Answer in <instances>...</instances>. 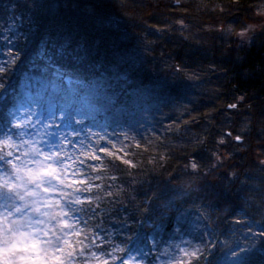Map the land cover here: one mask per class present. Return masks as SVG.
I'll use <instances>...</instances> for the list:
<instances>
[{"label":"trees","instance_id":"16d2710c","mask_svg":"<svg viewBox=\"0 0 264 264\" xmlns=\"http://www.w3.org/2000/svg\"><path fill=\"white\" fill-rule=\"evenodd\" d=\"M212 2L181 0L177 5L174 0H0V34L11 22L22 30L12 48L17 67H25L43 45L51 53V66L83 81H112L118 75H126L129 80L153 78L162 74L164 67L177 66L189 69L205 65L220 71L223 81L215 106L203 119L204 125H200L202 119L190 123L198 138L173 147L156 162H149L152 157L142 154L141 159L131 157L136 162L129 167L112 158L108 175L117 179H106V184L123 185L120 194L99 202L98 209L92 208L95 214L87 210L76 215L101 236L110 234V242L119 245L123 241L124 245L128 241L127 250L130 242L140 235L146 238L157 227H163L161 236L167 235L176 214L195 200L207 211L206 235L215 241L214 247L209 241L197 264H215L222 252L216 241L230 237L234 226L246 222L255 226L258 242L249 262L264 264V239L258 235L264 232V165L260 163L264 161V32L250 45L236 46L222 38L190 45L175 32L173 21L215 22L216 16L201 7ZM249 11L244 3L226 19L241 21ZM65 41H70L71 48L83 46V52L61 57L58 49ZM135 50L143 54L142 61L130 58ZM80 56L83 62L77 58ZM36 59L34 64L44 63ZM11 72L0 73L4 89L13 88ZM15 90L5 95L11 97ZM241 96L243 100L238 99ZM0 102L1 116L11 101ZM232 103L237 104L236 109L228 108ZM224 112L232 117L231 123L223 121ZM238 134L244 137L243 142L234 140ZM221 135L223 144L218 142ZM190 159L200 165L195 172L186 167ZM233 170H237V176L230 177ZM134 175L147 180L130 185ZM155 251L152 247L151 255Z\"/></svg>","mask_w":264,"mask_h":264},{"label":"rangeland","instance_id":"374dc122","mask_svg":"<svg viewBox=\"0 0 264 264\" xmlns=\"http://www.w3.org/2000/svg\"><path fill=\"white\" fill-rule=\"evenodd\" d=\"M217 22H185L189 29H183L176 23L173 29L183 37L181 32L193 31V37L187 40L190 45L197 46L202 41L210 42L221 38L215 31H194L215 25ZM22 33L18 24L11 22L0 34V66H6V72L12 70L11 74H14L15 78L13 88H0L3 91L0 101H11V105L0 116V126L7 125L6 128L0 127V136L13 133L18 136L20 132H24L26 136L30 135L42 143L46 142L45 146L55 145L67 136L75 145L74 151L79 147L86 150L89 147H105L117 150V155L128 160L131 157L141 159L142 154H145L152 157L149 162H156V159L173 147L198 138L190 123L197 124L199 119H202L200 125H204L203 119L209 116L220 93L222 73L205 65L189 69L164 67V72L158 77L146 79L136 77L129 80L126 75H118L114 76L112 81L97 78L83 81L79 77L61 72L58 66H51V53L41 45L38 48V56H32L25 67H17V56H14L12 48H15V43ZM227 43L236 46L243 44L235 40ZM142 55L141 51L135 50L130 58L134 59V62H140ZM37 57L44 60V63L34 64ZM15 67L17 69L13 70ZM14 88L16 90L11 97L5 95ZM202 112L205 117L199 115ZM69 115L80 123H70L67 119ZM221 116H224V122H232L229 121L232 117L227 112ZM16 121L23 124L19 130L12 127ZM73 128L79 134L78 137L70 135ZM223 137L221 135L218 139L219 143L221 139L224 141ZM111 159L112 157L105 158L107 165ZM146 180L134 175L130 185ZM116 183L114 185L120 192L123 185ZM158 186L163 187L161 183ZM206 221L207 211L194 200L176 214L167 235H160V227L163 228L160 226L146 238L140 235L130 242L127 250L134 247L141 251L126 250L127 258L136 260L139 257L140 264H168L169 261L182 262L184 259L188 260L189 264H197L210 241L206 235ZM175 222L182 224L180 232L174 231ZM239 227L234 226L230 237L216 241L221 245L222 252L215 264H232L226 255L230 249H236V245L247 249L245 264H253L249 262V256L258 245L256 228L250 222L242 225L240 231ZM235 234L238 238L231 237ZM126 243L124 241L123 245L121 241L119 245L125 248ZM152 247L156 249L155 255H151ZM181 249L195 250L198 256L195 259L184 257ZM17 251L21 255L25 254L22 249ZM27 255L32 259L14 264H46V256L40 248L38 253L29 252ZM37 255L43 257V260L36 259Z\"/></svg>","mask_w":264,"mask_h":264},{"label":"clouds","instance_id":"9594fccd","mask_svg":"<svg viewBox=\"0 0 264 264\" xmlns=\"http://www.w3.org/2000/svg\"><path fill=\"white\" fill-rule=\"evenodd\" d=\"M174 3L179 5L181 0H174ZM244 3H247L250 11L241 21L226 19L233 9L239 10ZM201 7L211 11L218 22L194 31H215L226 42L235 40L248 45L264 32V0H243V3L242 0H213L211 4L202 3ZM173 23L189 29L183 19ZM181 35L191 39L193 31L181 32ZM22 125V122L16 121L12 127L19 130ZM70 135L75 136L76 133ZM243 141L241 135L239 142ZM70 142L61 139L50 147L51 144L45 146L46 142L26 136L24 132L18 136L15 133L0 136V191L4 193L0 199L3 204L0 217H7V224L0 220L3 235L9 238L8 243L11 244L16 239L14 233H26L24 242L37 241L46 256V264H58L51 260L52 256H60L62 264H97L98 260L121 264L118 259L121 257L124 264H140L139 259L127 258L123 246L108 242L103 237L94 241L97 233L89 227V223L82 226L76 221L75 217L79 215L74 214L73 209H84L86 212L89 208L100 207L99 202H107L120 192L115 185L106 189V179L102 175H82L86 169L80 168L79 164L84 162L82 158L91 159L94 149L79 147L74 151L75 145L68 147ZM216 160H220V157L216 156ZM100 167L88 166L93 172ZM186 167L195 172L200 165L190 159ZM229 176H237V170L231 171ZM74 179L83 180L84 183L74 184ZM92 181L99 183L93 184ZM69 203L71 207L66 206ZM16 208L20 211L16 212ZM62 221H67L69 227H65ZM76 232L81 233L80 238L73 234ZM16 242L19 243V240ZM69 242L75 245V251L69 247ZM94 242L104 243V250L97 251L92 246ZM81 247L85 249L83 253ZM181 252L184 257L192 259L198 256L195 250L181 249ZM105 253L110 255L106 256ZM168 264H189V261H169Z\"/></svg>","mask_w":264,"mask_h":264},{"label":"snow or ice","instance_id":"6c2138e0","mask_svg":"<svg viewBox=\"0 0 264 264\" xmlns=\"http://www.w3.org/2000/svg\"><path fill=\"white\" fill-rule=\"evenodd\" d=\"M96 7H100V5H96ZM81 53L83 52V46L81 45H77L76 48H71V44L70 41H65L60 48L58 49V54L63 57L65 56L67 53ZM78 59L81 60V62H83V57H77ZM5 67L6 66H0V73L5 71ZM178 68L180 66H177ZM4 85L0 84V88H3ZM239 100H243L244 97L241 96L238 98ZM228 108L230 109H236L237 108V104L236 103H232L228 105ZM67 119L69 120L70 123H80L79 121H75L72 119V117L69 115L67 117ZM72 133H76V136L78 137V133L76 132V129L73 128ZM228 135H231V133H229ZM240 136L241 135H236L234 137L235 141H239L240 140ZM55 139V137H54ZM66 141H68V137L66 136L64 138ZM221 144L224 143L223 139H221L220 141ZM73 145V142L71 141L70 143H68V147L71 148ZM51 146H55V145H50ZM114 149V146H112ZM100 153H103V155H100ZM106 157H112L114 159H118L121 160L124 164L128 165L129 167H134V165L132 164V162L128 159H125L123 156L117 155V150H109L108 148L105 147H98L96 149H94V151L92 152V157L91 159L88 158H82L84 160L83 163L79 164V167L82 169H86V171L84 173H82V175H102L105 179H111L112 181H115L117 178L115 176H110L108 175L110 169L105 161ZM95 162V163H92ZM262 165H264V161L260 162ZM92 165L93 167H95L96 165H101L100 168L96 169L95 172L92 171V169H89L88 166ZM72 183L74 184H81L84 183L83 180H78V179H74L72 181ZM93 184L99 183V181H92ZM243 183V181L241 182ZM113 185H107L105 184L104 187L106 189H110ZM4 196V193L2 191H0V199H2ZM90 203V202H87ZM67 207H71V203H69L68 205H66ZM3 207V204L0 203V208ZM95 208H99V207H95ZM88 210L93 211V214H95V211L92 208H89ZM16 212H19L20 209L16 208L15 209ZM84 209H73V213H79V212H83ZM9 215H11V213H9ZM76 221L79 223H86V221H83L82 218L80 216H76L75 217ZM0 220L3 221L4 224H7V217H0ZM13 223H15V221H13ZM63 225L65 227H69L67 221H62ZM182 225V224H181ZM181 225H178L175 222V227H174V231L175 232H180L181 230ZM4 232V228L0 227V264H14V262H18V261H25V260H29L32 259V257L28 256L27 253L29 252H39V248H38V242L35 240H29V242L25 243L24 240L25 238H27V234L26 233H14L13 235L15 236V240H13V242L11 244L8 243V237L6 235H3ZM74 235L77 236V238H80L81 233L76 232L73 233ZM249 234H251V229H249ZM259 237H261L262 239H264V232H260L258 233ZM101 237H103L104 240H107L108 242H110V234L106 235V236H101L100 234L97 233V236L94 238L95 240H99ZM85 239H87L85 237ZM16 240H19V243L16 242ZM209 240L210 243L213 245H215V241L211 240V236L209 234ZM94 248H96L97 251H103L105 244L104 243H93L92 245ZM69 247H71L73 249V251H75V245L71 244V242H69ZM18 249H22L23 252L25 253L24 255L21 254H17L18 253ZM236 249H239V251H237ZM236 249H230L229 253L226 255L232 262V264H245V257L247 256V249L246 248H240L239 245H236ZM84 248L81 247V253L84 252ZM62 251V249H61ZM127 251H141L138 248H129ZM127 251L126 249H124V254L127 255ZM143 254V253H141ZM105 255H110L109 253H105ZM11 257H14V259H12ZM36 259H40L43 260V257H40L39 255H37ZM121 260V264H124V261L121 258H118ZM137 259H139V257H137ZM51 260H54L56 262H58V264H62V260L60 256H52ZM97 264H109V262L107 260L101 262V261H97Z\"/></svg>","mask_w":264,"mask_h":264}]
</instances>
